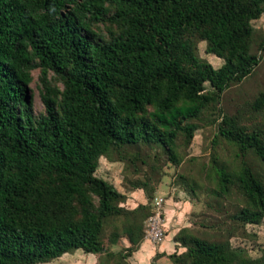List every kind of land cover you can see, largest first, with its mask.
<instances>
[{
	"label": "trees",
	"instance_id": "trees-1",
	"mask_svg": "<svg viewBox=\"0 0 264 264\" xmlns=\"http://www.w3.org/2000/svg\"><path fill=\"white\" fill-rule=\"evenodd\" d=\"M263 14L264 0H0V264H41L73 250L109 257L122 237L131 257L153 213L125 206L126 195L97 175L101 158L114 162L113 153L145 144L179 164V137L190 144L202 112L260 64L252 22ZM107 22L117 35L97 39L94 26ZM198 40L225 61L220 68L200 58ZM38 69L40 117L30 87ZM251 108L264 115V91ZM218 135L245 155L246 205L235 218L259 224L264 184L246 154L264 163V122L249 128L227 115ZM212 163L224 196L233 175ZM120 217L123 227L107 236ZM187 232L175 237L187 250L170 255L174 264H264Z\"/></svg>",
	"mask_w": 264,
	"mask_h": 264
},
{
	"label": "rangeland",
	"instance_id": "rangeland-1",
	"mask_svg": "<svg viewBox=\"0 0 264 264\" xmlns=\"http://www.w3.org/2000/svg\"><path fill=\"white\" fill-rule=\"evenodd\" d=\"M252 25L255 32L251 52L261 55L260 64L242 82L233 84L222 95L220 103L202 112L196 121L199 129L190 144L182 135L179 137V164L171 162L160 146L140 144L127 146L119 153H113L114 162L101 158L97 175L109 180L123 193L134 189L136 191L138 187H142V192L147 196L146 205L150 206L152 213L155 197H163L166 201L174 196L177 201L184 204V207L188 205L194 209L181 224V227L184 224L188 225L185 227L188 234L211 243L224 244L242 251L246 258L258 260L264 257V219L259 224H244L235 218V215L246 205L238 175L245 155L238 144L228 142L218 135V125L227 115L238 116L239 120L249 128L264 122V115L255 113L251 108V103L264 91V51L261 49L264 43V14L260 19L253 21ZM93 32L97 39L109 41L117 35L118 30L107 22L95 25ZM197 48L200 58L212 64L214 68L218 69L225 63L223 59L207 52L206 42L198 40ZM40 75L39 69L33 71V82L30 85L33 97L32 112L36 117L46 112L41 97ZM50 79L55 87L63 88L62 82L52 73ZM215 158L226 166L234 178L231 192L224 196L219 194L218 176L212 163ZM246 158L264 184L262 160L252 153L246 154ZM143 188L150 192L154 191L152 200L148 198ZM140 201L138 197L131 198V201H126L125 206L135 209L142 205ZM129 203H132V206ZM123 222L124 217L111 219L106 226V235L123 227ZM146 223L143 222L145 229ZM166 236L160 244L165 241ZM126 241V238L122 237L121 242L110 250L114 253L113 256H99L98 263L90 259L91 254H86L82 250H73L60 258L41 264H132L131 257L125 258L128 255L125 250ZM179 247L181 249L177 251L178 253L187 250L185 246ZM158 257L153 258L149 264H174L170 256L162 262L159 261L161 257Z\"/></svg>",
	"mask_w": 264,
	"mask_h": 264
},
{
	"label": "crops",
	"instance_id": "crops-1",
	"mask_svg": "<svg viewBox=\"0 0 264 264\" xmlns=\"http://www.w3.org/2000/svg\"><path fill=\"white\" fill-rule=\"evenodd\" d=\"M103 179L107 180L106 178ZM134 190L128 193H122L127 196V200L131 201V198L138 197L139 200H141L140 203L146 205L147 196L145 195V192L143 193L141 189H138L136 191ZM129 205L132 206V203H129ZM165 207L167 215V236L165 241L162 244L154 245L153 243L145 239L142 244L137 248V250L134 251L131 255L132 264H149L153 260V258H156L157 256H159L158 258L161 257L159 261L162 262L163 260H167L170 255L176 253L178 250L181 249L179 247L180 243L176 242L175 237L178 235L182 228L188 226L187 224H184L183 227H181V224L184 223V219L194 209L193 207H188V205L184 207V204L180 201H177L174 196L169 197L166 200ZM182 208H184L185 210H182ZM125 244L127 247L130 246L128 240ZM91 255L92 257L90 259L98 263L99 256L94 254Z\"/></svg>",
	"mask_w": 264,
	"mask_h": 264
},
{
	"label": "built area",
	"instance_id": "built-area-1",
	"mask_svg": "<svg viewBox=\"0 0 264 264\" xmlns=\"http://www.w3.org/2000/svg\"><path fill=\"white\" fill-rule=\"evenodd\" d=\"M165 202L163 197L154 198V212L146 223V239L154 245L160 244L166 236Z\"/></svg>",
	"mask_w": 264,
	"mask_h": 264
}]
</instances>
